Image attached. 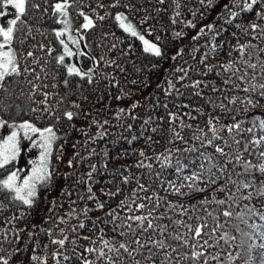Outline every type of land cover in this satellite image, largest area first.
Instances as JSON below:
<instances>
[{"label": "trees", "instance_id": "1", "mask_svg": "<svg viewBox=\"0 0 264 264\" xmlns=\"http://www.w3.org/2000/svg\"><path fill=\"white\" fill-rule=\"evenodd\" d=\"M57 2L33 0L40 8L30 9L21 18L24 24L17 22V28L25 29L17 33L23 43L14 39L11 46L17 52L21 74L6 77L4 89H0L2 118L29 121L41 129L52 127L57 136L49 166L51 176L39 184L31 206L0 190V264L5 260L7 264H107L98 257L104 240L118 246L134 238L119 234L128 232L126 226L118 231L114 227L131 223L129 216H147L153 209L154 216L166 212L172 217L154 221L168 224L172 232L177 231L173 220L182 219L193 228L206 223L205 234L217 224L225 225L211 238L203 236L210 246L195 249L203 252L199 259L191 258V242L188 247H179L170 241L177 247L179 255H172L179 264H247L249 255L251 264H256L258 249L249 253L248 245L264 243L260 237L264 205L256 197L242 199L253 189L237 192L229 178L237 183L264 179L258 171L248 174L243 170L245 162L264 163L260 158L264 142L255 143L264 141V128L259 127L264 119V96L260 94L264 89L259 88L264 84V36L249 27L257 23L264 28V19L256 15L264 10V4L244 13L233 7V0H213L211 6L207 0H69L72 31L83 37L80 50L85 55L66 57L65 64H75L83 72L91 69L89 81L87 77L68 76L55 59L63 54L55 31L64 27L59 17L53 16ZM225 5L240 15L233 18ZM80 12L93 19L95 27L83 29ZM121 13L161 49V56L144 52L143 42L119 27L115 16ZM100 16L105 18L100 20ZM208 25L213 28L209 30ZM240 45H254L255 49H246L242 56ZM28 52L33 55L28 56ZM250 52L255 54L250 56ZM244 60L256 68L247 67ZM229 64L232 67L226 70ZM66 111L74 113L72 120L64 116ZM235 124L240 128L235 129ZM229 128L233 130L229 132ZM216 147L224 148L229 158L221 156ZM237 154L239 161L235 160ZM221 164L227 165L226 172L219 171ZM210 167L217 177L215 184L207 183ZM8 172L9 167L0 168V180ZM201 173L204 178L196 181L195 188L204 190H190L186 185L191 181L183 177ZM172 183L184 184V194H175ZM140 185L146 190H140ZM221 187L225 191H220ZM157 197H166L160 200L159 208H155ZM220 199L228 202L216 204ZM169 202L176 205L174 210L168 208ZM140 203L146 207L138 209ZM180 205L186 210L183 215ZM245 205L256 213L247 214ZM224 210L233 215L224 217ZM241 213H246L247 224L238 219ZM235 224L243 233L253 234V239L237 231ZM178 230L187 232L182 226ZM224 233L235 240L220 239ZM147 235L137 231L142 242ZM65 237L63 246L52 243ZM156 238H160L158 234ZM89 248L97 251L88 252ZM143 252L135 259L152 264L145 261L147 250ZM33 255L41 259L33 261ZM108 255L116 258L114 253ZM162 257L163 252L154 258L155 264H160ZM123 261L129 264L131 258L123 253Z\"/></svg>", "mask_w": 264, "mask_h": 264}, {"label": "snow or ice", "instance_id": "2", "mask_svg": "<svg viewBox=\"0 0 264 264\" xmlns=\"http://www.w3.org/2000/svg\"><path fill=\"white\" fill-rule=\"evenodd\" d=\"M75 0H72V3H74ZM163 2V0H161ZM203 3L204 0H201ZM207 3L209 6L212 5L213 0H207ZM264 4V0H233V7L239 8L240 12L244 13H251L255 10L254 6H260ZM7 6H11L12 9L15 10V18L8 21V26L3 27L0 26V89H4V84L2 83L6 77L17 75L19 76L21 74L20 66L18 63V57L17 52L12 48V41L14 39H18L20 43H23V40L20 39L19 36H17V33H20L24 31L25 29L17 28V22L19 21L21 24L25 23L24 19H21L22 17L26 16V13L29 12L30 9H39L40 4L33 3V0H0V16L5 15L4 8ZM72 6L71 3H69V0H59V2L55 3L53 5V16L59 17V23L62 24L64 27L60 30L55 31V37L59 41V44L62 46L63 54L58 55L55 57L58 65H62L67 70L68 76H79L81 78L87 77L89 81L92 79V70L90 69L88 72H83L79 67H77L75 64H65V58L66 57H74V56H80L85 55L80 50V42L83 39V37H77L73 34L71 21L69 19V12L68 9ZM225 8L228 9V5H225ZM229 14L235 18L240 15V12L232 11L231 9H228ZM80 16L83 17L84 23L82 25L83 29H91L95 27L93 19H91L88 15L84 14L83 12L79 13ZM256 15L260 19H264V10L260 12H256ZM105 17L100 16L99 19L103 20ZM116 21L119 22V27L123 29L124 32L129 33L132 37H138L144 45V52L152 53L153 55L159 57L162 55L161 49L155 44L150 42L149 40L145 39L144 35L140 34L135 25H133L131 22L127 21V17L124 16L122 13L117 14L115 16ZM230 22V21H229ZM192 27H195L194 24L191 25ZM209 30L213 28V25L207 26ZM239 27V25H237ZM249 27L253 30H259L260 34L264 36V28L261 27V25L257 23H252L249 25ZM30 31V29H27ZM76 31H79L77 29ZM203 29H201V32L203 33ZM179 35V34H177ZM198 37H193V39H197ZM69 44L75 46V50H73L72 47L69 46ZM43 47V46H41ZM253 48L255 49L254 45H240L239 51L241 55L243 56L245 54L246 49ZM215 50V46H213V51ZM51 53V49L49 50V54ZM250 56L254 55L255 52L248 53ZM32 52H28V56H32ZM244 64L247 65V67L255 69L256 65L249 63L248 60L243 61ZM232 65L229 64L226 66V70L228 68H231ZM27 71V69H25ZM236 71H239L237 69ZM262 72H264V66H262ZM235 75V73H233ZM240 79H244L243 76L239 77ZM68 81L65 80V84H67ZM260 89H264V84L259 85ZM247 91V89H245ZM262 96H264V91H261L260 93ZM45 95H47L45 93ZM233 103L235 101H232ZM249 104H252L255 106L254 102L249 99ZM78 107V105H76ZM135 107V105H133ZM35 111V109L33 110ZM124 110L121 109V112ZM64 116L68 120H72L74 113L71 111H66L64 113ZM7 122L4 120H0V127H3ZM107 123V121L105 122ZM211 123V121L209 122ZM13 127H16L13 125ZM19 129L24 130L25 135L27 136L29 132L36 134L39 133L40 135V147L44 149V152L41 154V162L38 167H35L33 169V175L28 177L27 179H24L22 183H19V177L16 172H12L10 175H8L7 179L0 180V190H7L8 192L15 193V196L13 197L14 200H19L23 204L31 206L33 204L32 197L36 195V184L37 182H44L47 181L51 173L47 169V157L48 154L51 151L53 142L57 139L56 133L54 132L52 127H45L43 129L35 127L32 123H29L25 121L24 123L20 124ZM259 127L264 128V119L260 120ZM235 129H239L240 125L235 124ZM233 129L229 128L228 131L231 132ZM252 129H249L248 131H251ZM211 131L213 134H215V128H212ZM175 135L182 139V137L179 136V133H175ZM18 132L14 131L11 136L8 137L6 141L3 142V144H0V168H3L5 165L10 163L12 160H15L18 152ZM31 138V137H29ZM261 142H264L262 140H257L255 143L259 144ZM209 144L212 143L211 140L208 141ZM235 143L239 144V141H235ZM216 151L221 154V156L225 157L226 159L229 158V154L224 151V148L222 147H216ZM260 158L264 159V152L260 153ZM205 159H208V157H205ZM235 160L239 161L240 156L237 154L235 156ZM229 162L231 160L229 159ZM165 165L168 164V158H164ZM139 166H144L143 164ZM147 167H151V165H147ZM203 168V165H201ZM212 167H216V165H213ZM177 172L181 171V167L179 166V161H177ZM227 165L221 164L219 166L220 172H226ZM243 170L244 173L251 174L253 170L258 171L260 173L261 177H264V163H259L258 165H253L251 162H245L243 164ZM204 178V174H194L192 176H184V181H191V183L187 184L186 186L191 190L195 188L196 181L201 180ZM207 183L209 184H215L217 182L216 174L213 173L212 168L210 167L207 170L206 175ZM125 182H127V179H125ZM229 182L233 184L237 192H241L242 189H253L252 192H249L247 195H243L242 199L251 201L254 197L258 199V202L262 205H264V179H260L257 181L256 178H252L247 180L243 183H237L236 181H231L229 178ZM140 190H146L144 185H140ZM185 187L184 184H180L179 186L175 185L174 183L170 184V188L174 191L175 194H181V188ZM197 191H203L204 189L195 188ZM220 191H225L223 187L220 188ZM166 199L157 197V202L155 208H159L160 206V200ZM229 199H232L229 197ZM208 201L205 199V203ZM228 201L220 199L216 200L215 203L218 205H225ZM135 203V201H133ZM235 203V201H233ZM100 208H103V204L99 205ZM146 205L144 203H140L137 205L138 209H144ZM181 208V215L186 213V210H184V206L180 205ZM168 208L174 210L176 208V205L172 202L168 203ZM245 209L247 211V214H255L256 209L250 208L247 205H245ZM155 211L153 209L152 211H149L148 215H134L129 216L127 218L128 221H131V223L125 222L124 225H116L114 227V231H118V229L122 226H126L128 229V232H120L119 234L121 236L129 235L131 234L133 239H130L127 243H119L118 246L115 244H112L109 240L103 241L104 248L107 249V252L104 251V248L100 249L98 251V257L101 259H104L107 264H124L123 261V253H126L128 257L131 258V261L129 264H131L132 261H134V264H141L140 260H136V255H144L143 250H147V256L145 257V261H151L152 264H155L154 258H159L160 253L163 252V257L160 259V264H173V261L176 260L175 257H173V253H177L179 255L177 247H174L173 244L170 241H176L178 243L179 247H188L191 242V247L194 249L191 253V258L193 259H199L203 252L196 251L195 249L197 247L199 248H205L210 246L208 239H204V235H208L209 238H211L212 234L218 231L221 228H224L225 225L217 224L214 226L208 233H204L203 230L207 227L206 223L197 224L195 228L191 224H187L184 220H173L172 224L177 229V231L172 232L169 231V225L163 224V223H154V221H163L165 219L172 220L171 216H168L165 213H161L158 216H154L152 213ZM109 215H113L112 213H109ZM209 216H212V213H208ZM222 215L224 217H231L233 215L232 211L224 210L222 212ZM246 213H241L238 217L240 222L247 224V219L245 218ZM212 219L215 221L217 220V217L212 216ZM260 219L264 220V214L260 215ZM133 223L136 224V228H133ZM227 223V222H226ZM83 227V225H80ZM184 227L187 229V232L181 233L178 229L179 227ZM233 227L236 228L237 231L242 230L239 228L238 224L233 225ZM250 227L259 230L260 226L258 225H251ZM137 231L141 235L148 234L146 238L141 241V239L137 236ZM51 233H49L50 235ZM159 235V239L156 238V235ZM244 236H247L249 240L253 239V234L251 233H243ZM260 237H264V231H260ZM65 239L60 240H53L52 243L59 244L63 246L65 244ZM220 239L224 240H235V237H229L227 233H224ZM203 240V243H200V241ZM218 243V241H217ZM244 242L242 241V244ZM135 245V247H133ZM252 249H258L256 252V264H264V243H261L259 245L255 244H249L248 250L249 253H251ZM155 250V251H154ZM88 252H96L97 249L95 248H89L87 249ZM108 253H114L115 259L111 255H108ZM187 258V257H185ZM216 257H213L215 259ZM33 261H39L41 258L39 256L33 255L31 257ZM67 259V257H65ZM252 256L249 255V260L247 264H251ZM4 264H7V261H4ZM85 264H91L90 261H85ZM176 264H179L178 260H176ZM205 264H207V261H205Z\"/></svg>", "mask_w": 264, "mask_h": 264}, {"label": "rangeland", "instance_id": "3", "mask_svg": "<svg viewBox=\"0 0 264 264\" xmlns=\"http://www.w3.org/2000/svg\"><path fill=\"white\" fill-rule=\"evenodd\" d=\"M4 12H5V15L0 16V26L7 27L8 21L15 18V10L12 9L11 6H7L4 8ZM82 43L83 41L81 40L80 48H82L83 46ZM69 46L72 47L73 50L75 49L74 45L69 44ZM74 61L77 62L76 59ZM0 120H4L7 122L3 127H0V144H3V142L6 141L8 137L11 136L14 131L18 132L17 138H18L19 152L15 160H12L10 163L5 165L9 167V172L7 173L4 179H7L8 175H10L12 172H16L19 177V183H22L24 179H27L28 177L32 176L33 169L40 165L41 154L44 152V149L39 146L40 145V135L39 133L33 134L29 132L28 135L26 136L24 133V130L19 129L18 127L20 124L24 123L25 121L10 122L2 118L1 116H0ZM13 125H15L16 127H13ZM52 148H53V145H52ZM52 148L47 157L48 171H49V166H50ZM41 183L42 182H37L36 191H37L39 184ZM13 194L15 195V193Z\"/></svg>", "mask_w": 264, "mask_h": 264}]
</instances>
